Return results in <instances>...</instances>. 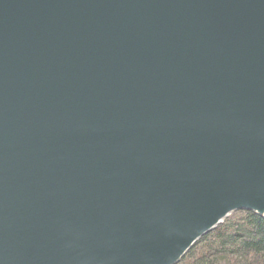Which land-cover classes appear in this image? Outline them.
<instances>
[{
    "label": "water",
    "instance_id": "95a60500",
    "mask_svg": "<svg viewBox=\"0 0 264 264\" xmlns=\"http://www.w3.org/2000/svg\"><path fill=\"white\" fill-rule=\"evenodd\" d=\"M264 217V0H0V264H178Z\"/></svg>",
    "mask_w": 264,
    "mask_h": 264
},
{
    "label": "trees",
    "instance_id": "16d2710c",
    "mask_svg": "<svg viewBox=\"0 0 264 264\" xmlns=\"http://www.w3.org/2000/svg\"><path fill=\"white\" fill-rule=\"evenodd\" d=\"M178 264H264V217L252 211L233 213Z\"/></svg>",
    "mask_w": 264,
    "mask_h": 264
}]
</instances>
